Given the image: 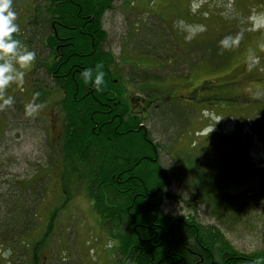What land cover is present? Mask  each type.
I'll use <instances>...</instances> for the list:
<instances>
[{
    "label": "rangeland",
    "instance_id": "obj_1",
    "mask_svg": "<svg viewBox=\"0 0 264 264\" xmlns=\"http://www.w3.org/2000/svg\"><path fill=\"white\" fill-rule=\"evenodd\" d=\"M40 2L12 0L11 5L18 25L12 37L35 55L23 69V83L12 82L4 90L12 103L0 101V205L9 206L18 228L24 223L25 241L29 248L35 246L40 264H125L127 250L136 243L132 242L133 226L142 222L126 217L118 227L112 211L123 212L125 198L129 204V197L141 191L128 188L125 175L119 176L122 183L115 181L116 188L111 177L102 174L86 182L79 170L85 158L94 167L98 160L113 163L118 170L127 164L122 154L131 155L128 149L134 140L128 143L125 138L129 147L122 149L117 137L107 133L108 137H98L100 144L79 117H68L71 110L63 102V88L42 64L49 48L40 38L31 42L34 14L47 16ZM111 8L101 16V29L107 32L105 49L117 58L112 71L121 82L122 96L128 100L137 93L151 100L156 95L159 98L152 109L145 110L142 123L152 134L159 160L171 179L152 172L151 190L164 185L171 192L159 211L163 216L162 208L173 216L193 215L205 228L223 232L242 254L263 252L264 51L258 45L264 42V0H116ZM237 36V46H220L225 37ZM249 50L260 58L251 69L246 59ZM5 59L20 70L11 58L0 57V63ZM120 64L128 75L130 70L138 73L126 81V90L118 72ZM226 82H231L229 99H212L211 88ZM28 103L40 105L31 116L25 110ZM134 103L133 110L141 112L145 104ZM163 106H174L183 113L178 123L165 117L166 130L158 112ZM72 134L79 144L73 143ZM212 168L221 180H200ZM140 174L144 173L135 174L138 179ZM92 180H103L102 188L108 194L99 196L91 190ZM214 184L225 199L228 213L224 220L208 212L211 202L207 198L216 196ZM244 196L248 197L242 200ZM245 200L250 201L248 209L240 216L235 205L242 207ZM24 207L23 219L28 217L30 227L28 221H20ZM43 237L48 242L40 246ZM22 245L21 239L15 247ZM23 249L18 248L16 261L28 255Z\"/></svg>",
    "mask_w": 264,
    "mask_h": 264
},
{
    "label": "trees",
    "instance_id": "obj_2",
    "mask_svg": "<svg viewBox=\"0 0 264 264\" xmlns=\"http://www.w3.org/2000/svg\"><path fill=\"white\" fill-rule=\"evenodd\" d=\"M39 1H41L40 6H46L47 16L43 19L41 15L34 14L33 20L35 19L36 23L30 34L31 42L32 39L40 38L39 42L42 41L43 45L49 48L48 55L42 58V64L47 67L54 83L61 85L63 88V102L71 110L67 113L68 117L72 120L79 117L84 127H87L86 130H90L92 135H96L100 144L101 138L98 137L103 136V134L108 137L107 133L117 137V141L123 146L122 149L129 147L125 138L129 139L128 143L131 139L134 140L133 147L128 149L131 155L122 154L125 157L122 161L127 164L120 166L118 170L113 163L110 165L107 162L100 163L98 160H94L96 165L94 167L90 163L91 159L88 158L81 161L79 170L81 178H85V180L88 178V182L91 178L100 177V174L111 177V184L116 188L119 187L118 182L122 183L120 177L125 175L129 180L128 182H130L128 188L141 191V193L137 192L134 196L129 197V204H126L127 197L125 198L122 203L123 212L112 211L115 219L120 222H117L118 227H120L122 221L125 223L124 219L126 217L142 222L133 226L135 239L132 236V242L136 243L127 250V255L124 256L127 260L125 264H264V251L255 252L253 255L242 254L240 250L232 247L223 232L216 231L214 227L205 228L193 215L173 216L166 214L162 208L165 217L159 211L163 204L161 202L170 198L171 192L169 187H164V185L161 186L162 188H156L155 191L151 190L153 187L150 186V181L154 177L152 172L163 174L167 181L171 179L159 160L157 145L154 144L152 134L147 132L144 124H142L146 114L145 110L152 109L154 101L159 98L156 95L151 100V98H144V96H139L136 93L132 97L129 96L128 101L122 96L121 82L112 71L116 67L113 64L117 58L105 49L107 32L101 29L103 12L110 9L116 0ZM126 64L128 65V62ZM120 66L123 65L118 66V72L124 82L122 89L126 90L128 89V82L137 77L138 73L130 70L128 75L124 71V67L121 70ZM85 70L90 74V79L87 82L83 75ZM100 72L104 73L103 83L96 86L95 77ZM230 85L231 82L217 83L215 87L211 88L214 90L210 94L212 95L211 98L214 100L229 99L224 89ZM97 87L99 91L96 90ZM204 87H206L205 84ZM120 94L121 97L117 98L116 96ZM136 101L145 104L141 112L137 109L133 110ZM229 103L231 104V102ZM158 112H160V118H162L160 123H162L161 125L165 130L168 129V124L164 120L165 117L169 121L177 122L178 117L180 118L183 115L174 106H163ZM96 115L98 118H95ZM74 122L76 121H72L71 124H74ZM93 122H95L94 125ZM72 128L71 130H73ZM72 138L73 143L77 142L79 144L78 138L74 134H72ZM214 171V168H212V172H210L212 176L209 177L210 173H208L206 177L201 176L202 179L200 180L203 181L209 178L214 182H219L222 177L217 176V174L215 177ZM136 173L144 174H140L138 179ZM177 179L181 180L182 178L178 177ZM103 182V180L101 182L92 180L90 185L91 190L97 192L99 196L108 194V190L102 188ZM139 183L140 187H138ZM189 185L192 188L194 187L191 183ZM214 185L213 189L215 191L218 184ZM196 194L198 195L197 192ZM201 194L206 196L205 193ZM193 196H195V193ZM245 197L248 196H244L242 200ZM207 199V202H211V206L208 208L209 214H214V216H211L219 220L226 219L227 217L224 214L228 212L224 208L223 201L225 199L219 195V192H216V196L214 195L213 198L208 197ZM137 201L141 205L136 204ZM228 201L231 204L233 200ZM249 202L245 200L242 207L236 204L235 213L241 216L248 209ZM8 208L9 206L0 205V244L3 247V249H0V259L3 262L2 264H40L41 258L36 254V251L33 252L35 246L33 245V249L32 247L29 248L30 246L25 241L24 223H21L22 227L19 228L16 225L17 223L13 224L14 220L11 218L12 215ZM25 209L24 207L20 210V221H28L27 225L30 227L28 217L23 219L26 214ZM106 211L110 212L111 210L108 208ZM107 219L113 218L109 217ZM127 226L131 230V225L127 224ZM47 238L43 237L39 240L40 246L45 244ZM21 239L24 240V245L20 247L27 250L29 261L26 255H22L16 261L15 255L20 247L16 248L15 246L20 244ZM29 244L31 245V241ZM5 253L8 254L5 255Z\"/></svg>",
    "mask_w": 264,
    "mask_h": 264
},
{
    "label": "clouds",
    "instance_id": "obj_3",
    "mask_svg": "<svg viewBox=\"0 0 264 264\" xmlns=\"http://www.w3.org/2000/svg\"><path fill=\"white\" fill-rule=\"evenodd\" d=\"M11 5L12 0H0V57L13 59L20 70H17L7 59H5V62L0 63V101H2L3 105H10L12 103V98L5 96L4 90L12 82H15L17 85L23 83L25 76L23 69L29 65L35 55L33 52L22 48L20 42L12 37V34L17 31L18 25L14 22L16 13ZM239 39V36L235 38L225 37L219 43L222 48L226 49L237 46ZM258 47L261 51H264V42L260 43ZM246 59L249 62L248 68L251 69L259 63L260 58L252 50H249ZM83 75L87 82L90 79L89 72L85 70ZM103 79L104 73H98L95 77V85L98 86L103 83ZM96 90L99 91V88L97 87ZM39 107L40 105L35 103H28L25 106L26 114L29 116L33 115ZM7 254L5 253V255Z\"/></svg>",
    "mask_w": 264,
    "mask_h": 264
},
{
    "label": "flooded vegetation",
    "instance_id": "obj_4",
    "mask_svg": "<svg viewBox=\"0 0 264 264\" xmlns=\"http://www.w3.org/2000/svg\"><path fill=\"white\" fill-rule=\"evenodd\" d=\"M229 89H230L229 87L226 88V89H224V92H225V93H228V91H230ZM212 92H214V90L210 91L209 94H211ZM134 106H135V105H134ZM143 109H144V107H143Z\"/></svg>",
    "mask_w": 264,
    "mask_h": 264
}]
</instances>
